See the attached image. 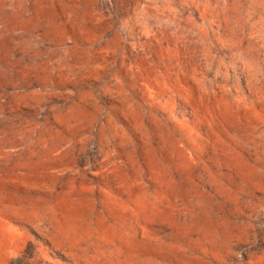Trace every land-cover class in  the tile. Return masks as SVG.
Segmentation results:
<instances>
[{"label":"rangeland","instance_id":"rangeland-1","mask_svg":"<svg viewBox=\"0 0 264 264\" xmlns=\"http://www.w3.org/2000/svg\"><path fill=\"white\" fill-rule=\"evenodd\" d=\"M0 264H264V0H0Z\"/></svg>","mask_w":264,"mask_h":264}]
</instances>
